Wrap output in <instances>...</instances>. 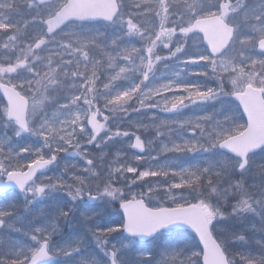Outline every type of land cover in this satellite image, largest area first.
I'll return each mask as SVG.
<instances>
[{
    "label": "snow or ice",
    "instance_id": "6c2138e0",
    "mask_svg": "<svg viewBox=\"0 0 264 264\" xmlns=\"http://www.w3.org/2000/svg\"><path fill=\"white\" fill-rule=\"evenodd\" d=\"M0 94V264H264V0H0Z\"/></svg>",
    "mask_w": 264,
    "mask_h": 264
},
{
    "label": "rangeland",
    "instance_id": "374dc122",
    "mask_svg": "<svg viewBox=\"0 0 264 264\" xmlns=\"http://www.w3.org/2000/svg\"><path fill=\"white\" fill-rule=\"evenodd\" d=\"M93 25H96V26H100V24H93ZM134 139V138H133ZM133 151H138V150H130L129 151V156L131 155V152H133ZM61 155H63V154H61ZM73 162H75L74 160H72V159H69L68 161H67V163H73ZM65 163V161H61V167H63V164ZM53 173H51V172H49L48 173V175H52ZM135 191H137V192H140V191H146V188H136L135 189ZM157 194H158V196H162L163 195V193H162V190H160V189H157ZM112 211V213H113V218H115V215H116V212L118 211V210H115L114 208L111 210ZM65 231V233H67V229H65L64 230Z\"/></svg>",
    "mask_w": 264,
    "mask_h": 264
}]
</instances>
